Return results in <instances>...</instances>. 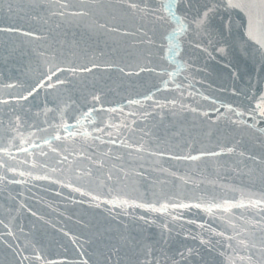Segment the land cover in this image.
<instances>
[{
    "label": "water",
    "instance_id": "obj_1",
    "mask_svg": "<svg viewBox=\"0 0 264 264\" xmlns=\"http://www.w3.org/2000/svg\"><path fill=\"white\" fill-rule=\"evenodd\" d=\"M163 7L0 0V264H264V47Z\"/></svg>",
    "mask_w": 264,
    "mask_h": 264
},
{
    "label": "snow or ice",
    "instance_id": "obj_2",
    "mask_svg": "<svg viewBox=\"0 0 264 264\" xmlns=\"http://www.w3.org/2000/svg\"><path fill=\"white\" fill-rule=\"evenodd\" d=\"M164 7L162 8V11L164 12V15L160 17L161 19L167 20L170 24L175 22L176 25H179V28L173 29V32L176 31L183 32L184 29V21L181 17L176 15V12L174 11L175 8V2L176 0H161ZM228 6L233 8H240L241 11H246V14L249 16V27H248V36L250 39H254L258 44H260L261 47H264V34L259 33V26L261 23H264V21H259L253 18L252 14V8L253 7H260L264 9V0H228ZM207 13H205V16ZM48 79H51V77H48ZM51 87V85H49ZM31 95V93H29ZM256 111L260 112L262 115H264V97H261V102L257 103ZM195 159V157H193ZM253 206H256L257 204L264 203L262 201H252L251 202Z\"/></svg>",
    "mask_w": 264,
    "mask_h": 264
}]
</instances>
